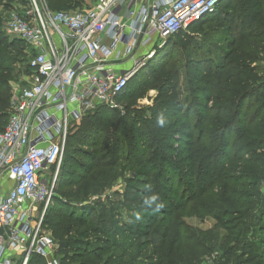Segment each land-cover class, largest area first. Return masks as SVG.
Returning <instances> with one entry per match:
<instances>
[{
	"label": "trees",
	"instance_id": "obj_1",
	"mask_svg": "<svg viewBox=\"0 0 264 264\" xmlns=\"http://www.w3.org/2000/svg\"><path fill=\"white\" fill-rule=\"evenodd\" d=\"M56 1L46 0L52 10L71 11L86 0L52 6ZM19 2L0 0V130L8 121L17 62L23 58L24 71H34L26 43L2 33L7 12ZM198 32L202 42L190 38ZM178 45H192L201 56L185 57L178 67L170 50ZM263 55L264 0H221L156 50L145 81L128 82L117 98L125 112L99 105L73 126L43 223L60 264H201L208 254H215V264H264ZM149 89L157 91L155 103L139 109ZM125 167L136 176L127 181L131 191L122 202H99V210L73 205L72 199L96 193L101 179L109 188ZM153 195L159 208L144 203ZM193 207L212 216L214 229L225 231L233 246L181 220ZM126 208L144 209L150 238L135 244L117 228L119 210ZM27 264L48 261L32 253Z\"/></svg>",
	"mask_w": 264,
	"mask_h": 264
},
{
	"label": "built area",
	"instance_id": "obj_2",
	"mask_svg": "<svg viewBox=\"0 0 264 264\" xmlns=\"http://www.w3.org/2000/svg\"><path fill=\"white\" fill-rule=\"evenodd\" d=\"M220 1L96 0L55 11L33 0L28 11L7 12L6 29L29 47L34 71L0 130V264H27L32 253L60 264L43 223L70 129L99 105L114 106L170 36Z\"/></svg>",
	"mask_w": 264,
	"mask_h": 264
},
{
	"label": "rangeland",
	"instance_id": "obj_3",
	"mask_svg": "<svg viewBox=\"0 0 264 264\" xmlns=\"http://www.w3.org/2000/svg\"><path fill=\"white\" fill-rule=\"evenodd\" d=\"M62 1H66V0H57L54 4H51L52 6L55 7V5L59 2ZM96 0H86L83 4V7H89L90 5H92ZM32 3L33 0H24L23 4L21 2L17 3L18 4V10L19 12H25L31 9L32 7ZM7 16V14H6ZM211 26V27H209ZM206 28H212L214 25H209ZM209 32V31H207ZM2 33L4 34V36L8 37V39H16L15 36H13L12 34H10L5 26V23H3L2 26ZM190 38H193V40H199L200 42L203 41V35L200 34V32L198 33H194V35H192ZM180 45H178V47H171V52L173 51L174 55L172 57V60H176L178 61V67H182L184 61H185V57L187 59H191V58H198L201 56L199 54V51H194V49H192V45H189L188 47L184 48ZM28 51V50H27ZM139 52H143L142 49L139 50ZM28 53V52H26ZM31 53V52H30ZM197 55V56H195ZM27 56V54H26ZM155 57V55H154ZM154 59V58H153ZM28 60V59H27ZM150 62V61H149ZM149 62L147 64H145L144 66H142L136 73L135 76L137 77H133L131 79V83L133 84H137L141 81H145L147 78L142 76V73H145L146 70V66L149 64ZM27 63V61H23V58H21V60H19L17 62V77L13 80L12 82V96L14 94H17L20 90H22L23 87L27 86L30 82H31V76L29 74H27L24 69H25V64ZM177 63V62H176ZM259 66L261 69V73L264 75V55L262 56L261 60L259 61ZM140 77V78H139ZM139 78V79H138ZM157 95V91L153 90V89H149L148 92L146 93L145 97L142 99H139L137 102V107L139 109H147L148 107H151L154 103H155V98ZM111 108H116L121 112H125V105L123 104V102L119 101L117 99L116 104L114 106H111ZM75 127H72V129H70V131L74 130ZM62 166V164H61ZM60 166V168H61ZM60 168L58 169V172L60 171ZM57 171L56 166H53L51 168V172H53L55 174V172ZM114 174H119L117 176V178L114 180V182L112 183V185L109 186V188L105 189V185L106 183L104 182L103 179H101L102 185L96 189V193L94 194H88V195H84L81 197H78L76 199H72V203L73 205L76 206H88L90 208L96 207V210H99V208H97V204L99 202H101L102 204H104L106 202V200H116V201H121L124 199V193L126 191L130 192L131 189H128L127 186V181L131 178H134L136 175L133 174L131 172L130 169H128L127 167L123 168L122 170H118L116 171ZM46 179L50 180L49 174L46 175ZM110 184V182H109ZM262 188H261V194L264 193V182L262 184ZM60 191L57 190L56 194L59 193ZM53 199V198H52ZM134 207H131V209H133ZM130 208H126V209H120L119 210V222L120 224L118 225L117 228H119L121 230V232H123L125 234V236H128V239L131 240L133 243L135 244H139V242H142L144 239H148L150 238V234H151V230L146 227L145 225V218L143 217L145 211L144 209L141 210L139 212L140 215V219L137 220L136 219V214L138 212L132 213L131 210L129 211ZM77 213L79 212L78 210L76 211ZM181 220H183L184 222H186V224L195 230H200V231H210V237L211 236H216V234H219L220 237L224 236L227 240L226 237V233L223 230H218V229H214V219L212 216H210L209 214L199 211L196 208H189L187 209V211L184 213V216L181 218ZM133 232L136 234L135 236H133ZM233 246V242L232 240H227L225 247H230ZM137 247L134 246L132 250H135V248ZM221 250H223V247L221 248ZM221 252V251H220ZM240 253V252H239ZM148 254H150L149 249L147 251H145V253L143 255H141V262H144L148 257ZM215 254H208L206 255L202 261L201 264H215V262L212 261V259L214 257ZM19 264V263H18Z\"/></svg>",
	"mask_w": 264,
	"mask_h": 264
},
{
	"label": "clouds",
	"instance_id": "obj_4",
	"mask_svg": "<svg viewBox=\"0 0 264 264\" xmlns=\"http://www.w3.org/2000/svg\"><path fill=\"white\" fill-rule=\"evenodd\" d=\"M159 123L160 124H163L164 123L163 119H160L159 120ZM157 201H158V197L156 195H153L150 199L145 200L144 203L147 204V205H149V206L155 204L156 207L159 208L160 207V204ZM140 218L141 217H140L139 213H137L136 214V219L139 220Z\"/></svg>",
	"mask_w": 264,
	"mask_h": 264
}]
</instances>
